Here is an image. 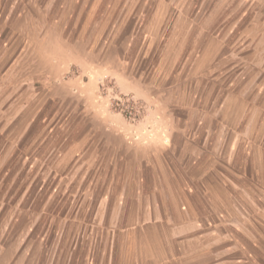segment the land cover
<instances>
[{"label":"rangeland","instance_id":"374dc122","mask_svg":"<svg viewBox=\"0 0 264 264\" xmlns=\"http://www.w3.org/2000/svg\"><path fill=\"white\" fill-rule=\"evenodd\" d=\"M125 1L0 0V231L8 264H64L70 256L74 263L86 254L75 242L90 225L124 218L115 210L135 185L118 182L124 170L118 161L105 164L106 140L120 151L131 145L133 156L170 142L171 128H218L220 116L233 123L251 99L264 101V0H152L147 16L188 18L182 26L204 27L207 45L221 43L225 53L189 89L190 104L170 102L178 73L146 71L150 62L167 66L162 51L134 59L139 40H133L119 66L115 48L102 55L91 50L92 25L82 18L107 7L115 13ZM144 49L157 47L150 41ZM44 57L70 61L69 68L47 70ZM189 107L196 112L191 122ZM203 137L195 136L198 144Z\"/></svg>","mask_w":264,"mask_h":264},{"label":"crops","instance_id":"0c3cea01","mask_svg":"<svg viewBox=\"0 0 264 264\" xmlns=\"http://www.w3.org/2000/svg\"><path fill=\"white\" fill-rule=\"evenodd\" d=\"M166 2L160 0L161 5ZM151 4L152 0H126L114 7L115 13L107 7L106 13L97 16L92 12L82 18L92 25L91 50L102 55L109 47L115 48L119 66L128 61L133 40H139L134 59L162 51L167 66L150 62L146 71L178 73L169 86L170 102L194 103L189 89L196 87L193 84L201 74L205 77L206 71L215 70L211 62L225 55L220 51L221 43L209 41L207 45L204 27H196L194 21L182 26V20L188 18L147 16ZM147 23L152 27L147 28ZM177 23L174 28L168 25ZM170 29L172 34L167 33ZM83 38L76 37L80 41ZM150 41L157 47L152 52L144 49ZM41 62L53 71L68 70L70 64H58L50 57ZM247 105L250 110L235 111L244 115H237L233 123L228 122V116H220L218 128L209 124L203 129L189 124L171 128L165 133L170 142L165 138L159 149L133 156L131 152L137 151L131 145L120 151L112 149V139L106 140L105 164L118 166L112 163L118 161L124 168L118 182L135 185V191L124 192L130 196L115 210L124 218L113 224L90 225V235L75 242L76 249L79 243L87 248L86 254L75 256L74 263H70V256L64 264H264V101L257 96ZM185 114L187 122L195 119L193 108ZM244 117L243 123L240 119ZM199 134L204 141L198 144L195 136ZM178 139L181 144L175 142ZM1 234L0 264H8Z\"/></svg>","mask_w":264,"mask_h":264}]
</instances>
